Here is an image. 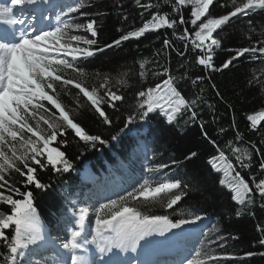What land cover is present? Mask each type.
<instances>
[{"label": "snow or ice", "instance_id": "obj_1", "mask_svg": "<svg viewBox=\"0 0 264 264\" xmlns=\"http://www.w3.org/2000/svg\"><path fill=\"white\" fill-rule=\"evenodd\" d=\"M135 4L145 12H152L154 8L157 11L138 28L130 31L118 28L123 34L102 47L97 21H83L89 13L82 9L93 7L91 0L71 3L68 0H9L8 6L0 5V206L7 207V211L0 207V244L6 249L0 251V264H25V261L49 264L48 259L36 258L49 247L54 253L51 264H127L120 259L121 254L147 255L151 250L170 247L205 219L191 211H181L177 218H172L190 192L200 191L207 184L206 176L195 169L183 179H172V170L183 163L177 160L145 169L160 175L134 179L127 188L91 207L74 205L70 213L62 216L63 236L53 237L45 230L35 205L31 187L40 191L50 187L38 178V171L51 169L63 175L74 170L66 152L61 150L69 145V135L78 138L85 149L94 150L97 145L108 143L101 134H90L73 114L87 107L99 117L102 125L111 128L113 117L103 105L116 110L117 102L125 100L120 88L113 90L109 75L96 73L94 79L99 83L89 86V73L79 66L83 61L107 49L119 48L129 40L140 39L146 33L168 29L172 30L175 41L182 42V48L178 49L173 40L165 38L162 50L176 52L182 59L189 51L195 53V64L205 73L192 78L187 64L182 62L180 68L184 71L177 77L170 67L161 65L153 75L164 79L136 93L137 114H130L123 127L110 135L112 141H119L122 135H139L142 129L135 126L147 123L154 113L162 114L168 125H175L178 117L185 114L195 123L200 119L198 110L207 106L212 111L211 121L215 123V109L203 95L204 82L211 81L213 73L229 69L241 58L264 62V36L253 39L251 25L245 34L247 46L235 49L222 46L228 38L227 26L234 19L264 11V0H135ZM115 6L122 8L123 0H118ZM214 6L230 10L214 16L211 12ZM161 7L170 8L171 12L160 11ZM29 9L31 11L26 14ZM14 10L19 15H15ZM50 13H55L56 24L39 27V21H48ZM77 16L83 22H69ZM178 25L190 27H182V31L177 32ZM223 50L234 54L217 65L216 53ZM160 54L158 50L156 55ZM146 63L139 62L140 80L146 79ZM184 81L192 86L191 96L180 88ZM116 83L127 87L124 80L118 79ZM248 84L260 85V91L264 92V70L260 74L253 73ZM58 87L65 95H73L74 106L65 105ZM210 87L220 96L214 83ZM70 89L77 91L73 94ZM246 119L248 130L257 132L264 126V109L253 111ZM199 128L215 149V154L206 161L208 174H218L216 182L230 193L237 217L240 208L256 204L257 198L258 206L264 209V152L251 141L243 145V135L234 124V139L228 138L225 128H219L222 143L210 137L204 130V123H200ZM254 156L259 157L255 170ZM183 159L194 162L199 155L193 150ZM238 169L252 171L245 179ZM15 174L23 179L17 181ZM18 183L26 190L21 191ZM157 206L163 209L161 214L152 212ZM257 230L264 233L259 225ZM200 235L208 234L201 232ZM260 243L264 244V236ZM212 244L224 247L219 239H211L194 248L180 264H220L221 260L235 259L233 254L213 252ZM246 255L251 257L255 253ZM139 264L153 262L143 260Z\"/></svg>", "mask_w": 264, "mask_h": 264}, {"label": "trees", "instance_id": "obj_2", "mask_svg": "<svg viewBox=\"0 0 264 264\" xmlns=\"http://www.w3.org/2000/svg\"><path fill=\"white\" fill-rule=\"evenodd\" d=\"M91 2L93 7L82 9L89 13L87 17L83 18V21L88 19L97 21L98 40L101 47L123 34V32L117 31L118 28H122L124 31L138 28L150 18L152 12L157 11L154 8L152 12H145L136 6L135 0H123L122 8L115 6L118 0H91ZM142 2H149V0H142ZM159 10L171 12V9L167 7H161ZM229 10L230 8L214 6L211 12L215 16L225 14ZM97 13L102 14L97 15ZM184 15L187 18V10ZM125 16L127 20L123 19ZM83 21L79 16L75 20H69L70 23ZM249 25L254 30L253 39L264 36V11L234 19L227 26L228 38L222 42L223 48L235 49L247 46L245 34L249 31ZM182 27H190V25H178L176 31H182ZM165 38L173 40L178 49L182 48V42L174 40L172 30L164 29L161 32L146 33L140 39L129 40L119 48L97 53L79 65L89 73V86L99 83V80L94 79L96 73L109 75L113 90L120 88L125 100L117 102L119 107L116 110L108 108L106 104L103 105L108 114L113 117L111 128L102 125L99 117L90 112L87 107L80 109L79 114H73L74 119L80 122L90 134H101L108 140V143L97 145L94 150L85 149L81 143H78V138L74 139L72 135H69L67 137L69 145L66 148L62 147L61 150L66 152L74 170L63 175L51 169L37 172L38 178L43 183L50 185L47 191L31 187L41 223L48 229L51 236L56 237L59 234V229H64L61 222L62 216L71 211L74 205L91 207L94 204L91 202L92 195L89 192L90 189H94V186H97V190H99L102 183L105 185L103 181H107L110 189L106 197L114 196L116 192L127 188L134 179L141 176L158 177L160 175L159 173L146 172L145 169L154 168L163 163L171 164L172 160L183 161L172 170V179H183L193 169L197 173H203L207 178V184L203 189L190 192L181 201L182 207L178 206L177 212L172 217L173 219L177 218L181 211H191L208 219L209 222L206 226L208 235L202 237L195 248H199L201 244H207L211 239H219L224 247L212 244V251L219 254H233L235 257V259L221 260L220 264H264V256L260 255V253H264V244L260 243L264 233L257 230L258 225L264 228V209L258 206L257 198L256 204L240 208L237 217L236 206L230 200V193L216 182L215 177L218 174H208L206 161L208 157L215 154V149L208 140H205L199 128V124L204 123V130L209 133L210 137L222 143L219 128H225L228 131V138L234 139L232 131L234 124L235 128L243 135V145L251 141L264 152V126H261L257 132H251L248 130L246 119V116L253 111L264 109V92L260 91L261 86H249L248 84L253 73L260 74L264 70V62L260 60L250 62L246 58H241L229 69L213 73L211 81L204 82L203 95L215 109L217 117L215 123L211 121L212 111L207 106H202L198 110L200 119L195 123L191 122L185 114L178 117V122L175 125H168L162 114L154 113L146 123L147 128L142 129L138 136L122 135L119 141H112L109 138L110 135H115L123 127L124 121L130 114L133 116L137 114L136 93L144 88H151L164 79L163 76L153 75L154 71L160 70L161 65L170 67L172 74L177 77L184 71L180 68L182 62L187 64L190 77L195 78L205 74L195 64V53L189 51L182 59L177 56L176 52L163 51ZM158 50L161 51L159 56L156 55ZM233 54L227 50L218 51L215 63L219 65ZM143 61H147V75L145 80H140L138 65ZM125 73H127L126 76ZM118 79L124 80L127 87L118 85L116 83ZM211 83L216 85L220 96H217L216 90L210 87ZM180 88L188 96L192 95L190 91L192 86L188 81L182 82ZM58 91H60L61 99L66 106H74L73 95H65L59 87ZM70 91L74 94L77 90L70 89ZM81 100L87 104L82 97ZM193 150L198 153L199 159L194 162L184 161V156ZM252 163L253 170H255L259 164V157L254 156ZM85 166L90 167L92 174L97 177L94 185L84 181L79 174ZM238 170L241 171L245 179L252 171ZM168 171L165 169V172ZM15 176L17 181L23 179L18 174ZM17 186L21 187V191L26 190L19 183ZM0 207H4L7 211L6 206ZM152 212L161 214L163 209L157 206L152 209ZM217 228L220 230L219 232L214 231ZM8 232L11 234V230ZM63 233L65 234L64 230ZM0 251H6L2 244H0ZM247 253H255V255L248 257ZM49 257L52 258V255ZM36 258L41 259L38 255ZM25 264L28 262L25 261Z\"/></svg>", "mask_w": 264, "mask_h": 264}, {"label": "rangeland", "instance_id": "obj_3", "mask_svg": "<svg viewBox=\"0 0 264 264\" xmlns=\"http://www.w3.org/2000/svg\"><path fill=\"white\" fill-rule=\"evenodd\" d=\"M69 3L72 2V0H68ZM9 4V0H0V5H3V6H8ZM26 14L28 13V10H26ZM15 12V10H14ZM15 15H19V12H15ZM50 19L48 21H43V20H40L39 21V27L41 28H44V27H47L49 24L51 25H55L56 24V20H55V13H50ZM39 19V17H38ZM75 23H79V22H75ZM19 27V26H17ZM80 34H85V33H80ZM135 127H138V128H141V129H146L147 128V124L144 123V124H137ZM129 135H136L138 136L137 134L135 133H132V134H129ZM79 174L82 176V179L86 182H89L90 184L94 185L95 184V179L97 177H95L92 172L90 171V167L88 166H85L82 170H80ZM105 182V185L104 183L101 184V187L99 190H97V186H94V189H90L89 192L90 194L92 195L91 196V202H93L94 204L92 205H95V203L97 201H102L104 199V197L107 196V193L110 189V186H109V183H107V181H103ZM91 205V206H92ZM208 219H204L200 224L199 226H196L193 228L192 232L190 234H188L186 237L182 238L181 241H180V244H181V247H182V251L181 252V249L176 245H172L170 247H167V248H162V250H164V252L168 251L169 253L171 251H177V252H181L179 254H176L177 255V258L175 260V264H180V262L184 259V257H186L187 255H189V253L195 248V246H197V242L199 240L202 239V237L204 236H201L200 233L201 232H205L206 233V226L208 224ZM45 228V227H44ZM46 229V228H45ZM63 228L59 229V235L63 236L65 235L63 233ZM163 253L160 251L156 254H151V259H149L150 261L154 262L153 264H159L160 262H163L166 263V262H170L169 259H162V255ZM39 257H41V259H48L49 260V264H51V258L49 257V255H54L51 247L47 248V250L45 251H42L40 253L37 254ZM150 255V254H149ZM160 256L158 260H156V258ZM135 260H132L131 263L133 261H136L137 264L139 263V257H136L133 258ZM163 260V261H162ZM28 262V261H27ZM130 263V264H131ZM171 264V263H169Z\"/></svg>", "mask_w": 264, "mask_h": 264}, {"label": "bare ground", "instance_id": "obj_4", "mask_svg": "<svg viewBox=\"0 0 264 264\" xmlns=\"http://www.w3.org/2000/svg\"><path fill=\"white\" fill-rule=\"evenodd\" d=\"M27 12V11H26ZM46 230V229H45ZM155 250V249H154ZM159 250H161V248L160 249H156V251H159ZM152 252V250L147 254V255H145V254H139V255H141V256H139V255H137V254H133V253H127V254H121V256H122V258L121 259H124L125 261H127L129 264L131 263V261L132 260H135V259H133V258H135L136 257V259H137V257H139V260H143V259H145V260H149V259H151V253ZM150 254V255H149ZM173 260L175 261L176 260V255H174L173 257ZM164 259H169V257L168 256H164ZM132 264V263H131ZM139 264V263H138Z\"/></svg>", "mask_w": 264, "mask_h": 264}]
</instances>
